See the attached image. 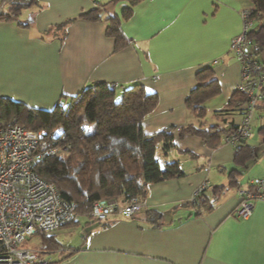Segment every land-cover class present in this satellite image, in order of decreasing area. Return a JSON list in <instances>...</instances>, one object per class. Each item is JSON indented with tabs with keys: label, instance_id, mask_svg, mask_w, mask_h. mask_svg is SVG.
Masks as SVG:
<instances>
[{
	"label": "crops",
	"instance_id": "obj_1",
	"mask_svg": "<svg viewBox=\"0 0 264 264\" xmlns=\"http://www.w3.org/2000/svg\"><path fill=\"white\" fill-rule=\"evenodd\" d=\"M10 1L0 0V8L6 10ZM36 1L39 6L23 9L18 17L20 22L31 18L29 26L0 21V97L49 110L61 94L74 95L97 82L117 91L142 84L159 97L143 120V131L175 127L164 157L177 160L183 171L149 184L144 210L136 216L80 217L72 226L79 232L65 244L56 234L42 235L45 264H264V201H255L247 218L233 212L238 186L264 178V153L254 169L237 177V186L226 187L211 210L195 215L189 201L202 183L207 193L229 183L225 172L233 167L234 145L221 138L211 149L197 135H177L189 124L208 128L239 122L241 112L227 105L240 80L230 42L242 28L240 10L251 6L249 1L142 0L129 19H121L127 44L116 50L105 20L78 17L109 0ZM129 6L127 0L108 4L104 15L120 17ZM207 66L220 93L206 101V115L197 118L185 100L197 83L196 72ZM148 212L159 216L149 219ZM54 240L62 248L54 247Z\"/></svg>",
	"mask_w": 264,
	"mask_h": 264
},
{
	"label": "trees",
	"instance_id": "obj_2",
	"mask_svg": "<svg viewBox=\"0 0 264 264\" xmlns=\"http://www.w3.org/2000/svg\"><path fill=\"white\" fill-rule=\"evenodd\" d=\"M117 1L120 0L99 3L78 16L91 21L105 20L106 34L113 38L115 50L127 44L120 27L121 19H129L133 6L142 0H127L130 6L123 9L120 17L116 14L105 16V7ZM248 1L251 4L248 18L253 27L247 39L254 54L261 57L259 60L264 68V0ZM34 4L39 6L36 0H11L6 10L0 8V21L29 26L31 18L27 22H20L18 17L23 9ZM195 78L197 83L185 104L195 117L203 118L207 112L206 101L220 93V85L210 66L197 71ZM245 100V95L236 88L227 105L241 112ZM158 102V94L147 92L139 83L117 91L113 86L97 82L74 95L61 94L55 106L49 110L0 97V125L15 119L26 128L46 130L55 135L61 149L43 157L36 164L35 172L43 180L53 182L61 198L74 205L73 218L65 225L73 226L79 223L80 217L92 218L91 205L97 199L125 202L137 197L143 200L149 184L183 175L177 163H168L162 168L154 156L158 143L163 142L164 149L171 147L175 127L152 134L143 131V120L153 112ZM82 124H87L88 128L81 129ZM234 126L230 124L229 128H223L211 125L201 128L189 124L179 127L177 135H197L209 148L215 149ZM257 132L260 136L258 145L264 153V124L259 126ZM64 145L67 147L62 150ZM256 151L247 140L234 144L229 183L227 186L214 185L208 193L206 187L199 191L194 200L189 201L193 214L200 215L211 210L226 187L237 186L241 169L259 158ZM147 215L153 219L159 213L148 212ZM49 234L42 235L50 237ZM53 243L54 247H61L55 240Z\"/></svg>",
	"mask_w": 264,
	"mask_h": 264
},
{
	"label": "built area",
	"instance_id": "obj_3",
	"mask_svg": "<svg viewBox=\"0 0 264 264\" xmlns=\"http://www.w3.org/2000/svg\"><path fill=\"white\" fill-rule=\"evenodd\" d=\"M250 8L240 10L242 28L230 42V52L240 63L237 88L246 97L239 122L223 137L232 145L249 139L256 108L264 102V68L247 39L253 27L248 18ZM222 127L229 128L230 124ZM60 149L55 135L46 130L26 128L15 119L0 125V264H45L47 260L41 252L27 247L26 241L34 235L52 233L72 220L74 205L61 198L53 182L43 180L35 172L43 157ZM169 149L163 148V142L155 148L154 156L162 168L168 163L180 166L177 160L169 162L164 157ZM205 187L206 183H202L193 197ZM238 195L234 215L247 218L254 202L264 201V178L251 179L238 189ZM144 207L143 200L137 197L125 202L97 199L91 205V217L96 221L115 216L128 218L141 213Z\"/></svg>",
	"mask_w": 264,
	"mask_h": 264
},
{
	"label": "rangeland",
	"instance_id": "obj_4",
	"mask_svg": "<svg viewBox=\"0 0 264 264\" xmlns=\"http://www.w3.org/2000/svg\"><path fill=\"white\" fill-rule=\"evenodd\" d=\"M231 55L233 56L234 59L235 56L231 53ZM259 59L261 58L260 56L258 57ZM264 124V105L263 103H260L257 108H256V112H255V116L253 118V122H252V133L251 136L249 137V142L250 144H253L256 147V150L258 149L257 154L259 155V157L261 156V148L260 145H258V141L260 140V136L257 132L259 126ZM251 166V167H250ZM247 167L249 169H247ZM245 169L242 168V174H248V171H250L251 169H254L256 167V165L250 161L248 166ZM232 168V167H231ZM231 168H227V171L225 172L226 174L229 173V170ZM247 169V170H246ZM260 170V169H259ZM83 218V217H81ZM80 219V218H79ZM82 221V220H80ZM83 229H81L82 231ZM80 231V232H81ZM79 232V228L76 229L72 226L68 227V226H62L59 229L55 230L54 232H52L51 234H56L58 236V238L65 244V242H67V240H72L74 238V235H76ZM84 232V231H83ZM45 237H43L42 235H34L32 236L30 239H28L25 243V245L27 247L36 249L38 251L42 250V239H44ZM54 254V253H52Z\"/></svg>",
	"mask_w": 264,
	"mask_h": 264
}]
</instances>
